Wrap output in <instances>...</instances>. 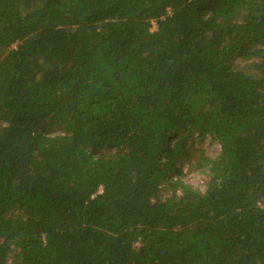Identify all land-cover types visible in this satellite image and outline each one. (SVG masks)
<instances>
[{
  "label": "trees",
  "instance_id": "16d2710c",
  "mask_svg": "<svg viewBox=\"0 0 264 264\" xmlns=\"http://www.w3.org/2000/svg\"><path fill=\"white\" fill-rule=\"evenodd\" d=\"M0 264H264V0H0Z\"/></svg>",
  "mask_w": 264,
  "mask_h": 264
},
{
  "label": "rangeland",
  "instance_id": "374dc122",
  "mask_svg": "<svg viewBox=\"0 0 264 264\" xmlns=\"http://www.w3.org/2000/svg\"><path fill=\"white\" fill-rule=\"evenodd\" d=\"M156 27V23L154 22L152 30L156 29ZM200 147L202 149H205V154L209 156H216L220 151L219 145L216 142L213 143L212 140L208 137L206 138L204 145H201ZM192 161L185 160L182 163V170L184 172L183 180L184 182L194 186H202L205 180V176L198 169L195 168L193 164L194 161Z\"/></svg>",
  "mask_w": 264,
  "mask_h": 264
}]
</instances>
